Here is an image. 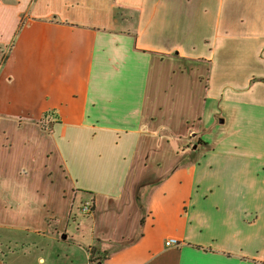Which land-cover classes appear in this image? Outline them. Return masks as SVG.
Returning <instances> with one entry per match:
<instances>
[{"label": "crops", "instance_id": "0c3cea01", "mask_svg": "<svg viewBox=\"0 0 264 264\" xmlns=\"http://www.w3.org/2000/svg\"><path fill=\"white\" fill-rule=\"evenodd\" d=\"M183 1L0 0V264H264V0Z\"/></svg>", "mask_w": 264, "mask_h": 264}, {"label": "rangeland", "instance_id": "374dc122", "mask_svg": "<svg viewBox=\"0 0 264 264\" xmlns=\"http://www.w3.org/2000/svg\"><path fill=\"white\" fill-rule=\"evenodd\" d=\"M163 3V2H162ZM168 3L165 1L164 4ZM171 3V10L166 11L167 16L172 23H175L176 21L184 22V19H187L188 22L185 26L192 24L191 26H195L194 24V18L198 14L195 11L187 12L184 8V1L183 0H170ZM170 12V14H169ZM162 15V12H160ZM186 17V18H185ZM181 18V19H180ZM174 21V22H173ZM182 24V23H181ZM198 27V26H196ZM179 81L176 80V84H178ZM45 126V125H44ZM57 167H51L52 173H48L49 177H46L45 175V169H41V173L39 172V167H37V173H33V175H28V194H32V190H34V187L39 184V176L42 174V190L45 197H48L50 201V205L53 210H56V213L58 214V218L60 222L63 221L64 214H67L68 221L65 224L66 233L68 234V240L62 241L60 240V247L61 249H67L70 245H76L78 244L77 240L71 241L72 237H75L81 232V226H79V222L83 220L85 216H88L90 214H85L81 210V206L84 204V201H81L80 195L77 196V199L74 200V197H72L71 188H69V181H67L66 176L63 174L61 167H59V171L56 169ZM52 181L54 179V182L52 185L48 181V179ZM58 181V182H57ZM75 192V191H74ZM47 193V195L45 194ZM74 195V193H73ZM63 199L66 204L65 207L63 205V201H60V198ZM84 197V196H83ZM85 198V197H84ZM87 198V197H86ZM65 209V213H61L62 210ZM50 223L54 220H48Z\"/></svg>", "mask_w": 264, "mask_h": 264}, {"label": "built area", "instance_id": "2783aa9c", "mask_svg": "<svg viewBox=\"0 0 264 264\" xmlns=\"http://www.w3.org/2000/svg\"><path fill=\"white\" fill-rule=\"evenodd\" d=\"M92 209H93L92 203L88 201L84 202V204L81 206V210L85 214H90L92 212ZM165 244L166 246L178 245V243L175 240L167 241Z\"/></svg>", "mask_w": 264, "mask_h": 264}, {"label": "trees", "instance_id": "16d2710c", "mask_svg": "<svg viewBox=\"0 0 264 264\" xmlns=\"http://www.w3.org/2000/svg\"><path fill=\"white\" fill-rule=\"evenodd\" d=\"M51 116V113H46L44 116H43V122L45 123V120L47 119V118H49Z\"/></svg>", "mask_w": 264, "mask_h": 264}]
</instances>
